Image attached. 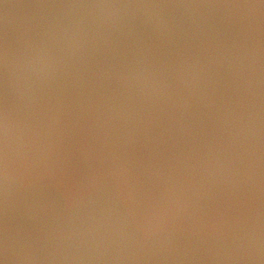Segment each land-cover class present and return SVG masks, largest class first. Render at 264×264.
I'll return each instance as SVG.
<instances>
[{
  "label": "water",
  "instance_id": "water-1",
  "mask_svg": "<svg viewBox=\"0 0 264 264\" xmlns=\"http://www.w3.org/2000/svg\"><path fill=\"white\" fill-rule=\"evenodd\" d=\"M0 264H264V0H0Z\"/></svg>",
  "mask_w": 264,
  "mask_h": 264
}]
</instances>
